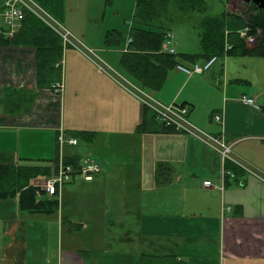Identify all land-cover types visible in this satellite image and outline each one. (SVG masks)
Masks as SVG:
<instances>
[{
	"label": "crops",
	"instance_id": "crops-1",
	"mask_svg": "<svg viewBox=\"0 0 264 264\" xmlns=\"http://www.w3.org/2000/svg\"><path fill=\"white\" fill-rule=\"evenodd\" d=\"M34 1L81 47L94 52L116 47L122 51L121 57L128 51L131 24L125 47L120 48L121 33L107 30L105 9L94 19L105 27L97 35V44L92 42L90 46V34L85 29L76 33L71 19L74 10L84 5V17H89L98 0ZM62 48L58 82L62 88L56 91V83L51 88H36L33 49L0 47V97L3 88L25 87L29 71H33L32 90L37 94L27 113L25 106L16 113L0 106V129L9 135L19 134L16 142L2 144L0 162L38 165L35 162H44L42 159L48 157L52 148L56 157L59 131L76 138L78 144L83 143L88 153L90 146H94L106 152L107 157L111 151L114 156L103 164L97 161L101 172L91 182H77L73 187L76 190L81 184L102 185L101 198L93 204L79 203L90 192L78 195L66 190L55 214L25 216L18 212L17 197L0 200V264H51V258L54 264H89L72 248H64L63 241L70 243L74 231L84 225L89 232L86 240L100 245L105 236L88 228L87 223H76L71 217H75L76 208L80 215L85 212L82 210L89 209L90 224H99V212L113 215L114 224L126 232L117 242L128 247L165 249V264H264V181L229 160L222 163L217 151L191 135L138 132L142 119L140 101L111 77L99 74L80 51L63 44ZM27 51L33 55L28 68L22 61ZM101 53L109 59L108 54ZM10 55H14L12 63ZM185 55L187 65L204 61L200 47L199 52ZM222 55L225 56L221 64L204 75L187 76L175 68L169 69L156 91L146 90L136 81L132 84L160 105L187 107L192 125L209 136L233 143V156L264 179V56L235 52ZM121 57L117 62L120 69ZM241 95L251 98L254 104L242 103ZM214 115H221V121L216 122ZM42 136L48 146L38 152ZM70 147L73 146L62 147L63 158L78 155ZM159 164L172 169L170 175L162 176V184L156 182ZM223 170L233 176H224ZM41 178L30 183L34 185ZM204 181H210L211 187H204ZM42 227H52L55 234L43 235ZM35 229L41 234L34 233ZM67 230L70 238H65ZM153 237H165V245ZM52 238L55 240L51 241ZM143 240L151 242V246ZM124 254L126 258L132 257V252Z\"/></svg>",
	"mask_w": 264,
	"mask_h": 264
},
{
	"label": "trees",
	"instance_id": "trees-1",
	"mask_svg": "<svg viewBox=\"0 0 264 264\" xmlns=\"http://www.w3.org/2000/svg\"><path fill=\"white\" fill-rule=\"evenodd\" d=\"M3 2L4 0H0V13ZM171 3L175 5V10L182 14L206 11L204 0H136L129 31L128 51L121 57V67L133 81L146 90H158L163 84L167 71L175 68V65L179 63L175 60L176 54H169L162 49L165 34L171 31L162 23V18ZM244 19L252 24V28L261 30L260 33H255L256 40L249 47L237 35V32L246 26ZM199 25L201 27L199 47L204 60L213 55L221 56L225 42L232 45L230 52L239 53V55L264 56V12L258 10L254 4H250L238 13L226 10L216 17H204ZM20 27L15 34L7 36L1 26L0 47L33 49L36 56L35 86L37 89L51 88L61 81L59 61L63 48L60 37L31 15L24 18ZM253 31L256 32L254 28ZM181 56L183 59L188 58L185 54ZM36 96V91L26 87L3 88L0 106L10 113H16L17 109L25 106L24 111L27 113ZM137 131L142 133L177 132L161 123L155 113L145 106L142 107V119L137 126ZM57 158L58 155L54 158V162ZM79 160L76 154L64 158L66 164L73 165ZM171 171L170 166L159 164L156 182L158 184L165 182L162 176L170 175ZM50 173L49 167L0 162V200H14L17 197L18 212L25 216L55 214L58 208L57 199H47L38 186L30 183L31 180L47 177ZM170 180L169 177L168 181Z\"/></svg>",
	"mask_w": 264,
	"mask_h": 264
},
{
	"label": "rangeland",
	"instance_id": "rangeland-1",
	"mask_svg": "<svg viewBox=\"0 0 264 264\" xmlns=\"http://www.w3.org/2000/svg\"><path fill=\"white\" fill-rule=\"evenodd\" d=\"M111 1H113L112 4H110ZM204 1L206 3V11L204 13L190 12L187 14H182L176 11L175 5L171 3L167 13L163 15V18H162V21H163L162 23L171 29L172 42H173L172 47L174 48L175 54H176L175 60L183 65H187V62L182 58L181 55L186 54L188 52L190 53L199 52V42L201 39V27L199 24L204 17H207V16L216 17L226 10L229 12L232 11L234 13H238L246 9L244 5H241L239 2H236V0H204ZM135 3H136V0H98V3L96 4V6L92 5L90 12H89V17H84V14L87 12V9L85 8L84 5L80 8L75 9L74 10L75 15L71 17V19L73 20L72 23L77 28L76 33L81 31V29H85L90 34V46H92V42H95V44H97L98 43L97 35H99L105 27L102 26L100 22L97 23L96 21H94V19L98 18L99 14L101 16L102 13H104L103 11L105 9L106 13H105L104 22H105L106 28L107 30L116 29L121 33V43H120L121 47L120 48L124 49L125 47L124 42L126 44V40L128 37V31H129V25L131 24V20H132L134 10H135ZM82 19L85 20V23L82 22ZM244 22L246 23L245 25H250V26L252 25L246 19H244ZM253 28L256 30L257 33L261 32L259 28H256V27H253ZM101 46L103 47V42L101 43ZM117 50L118 48L116 47L112 49L104 47L102 50L95 51V54L106 65L110 66L113 71L120 74L122 77H124L129 82L135 83L128 74H126L124 71H122V69H120L117 62L120 61V57H121L120 52L122 51H117ZM101 52H105L106 54H108L109 59L106 56H104L103 53ZM13 57L14 55L9 56L8 59L10 63L14 62ZM102 57L110 65L107 64L102 59ZM32 60H33V55L31 52H28V51L22 57V61L24 62L25 67L27 68L32 63ZM32 78H33V71L27 72L26 77H25V87L26 88H29V89L34 88V83H33ZM18 137H19V134L9 135L7 132H4L0 129V147H2V144L5 142H12V143L16 142ZM40 144L42 145L36 149L38 152L43 151L44 146L46 147V150H47L48 143L46 139L44 138V136H42ZM90 147L92 148V150H90V153L87 152V149H83V143H79L77 146L70 147L69 149L76 150L80 159H83L84 157H90L100 162L101 164L105 163L104 161H106L107 158H111L114 156L113 151H111L107 157L106 152L102 153L101 150L95 149L94 146H90ZM54 153L55 152H53V148H52V151L51 153L48 154V157L43 158V157H40V155H35L36 156L35 158H43L42 160H44V162L36 161L35 164H38V165L48 164L47 167L53 170L54 168L53 158L55 157ZM52 174H49V176ZM43 181H44V178H41L40 180L36 181L34 185H40L43 183ZM74 185L76 184L74 183V184L66 185L63 188V191L69 190L71 191V193H77L78 195H83V194L86 195L88 192H90L88 198L80 199L79 203L85 204L88 201H90V204H93L95 202H98L99 199L101 198L100 196L101 191H99V189L103 187L102 185L98 187H94V186H91V184L90 185L81 184L80 187H78L76 190H73ZM58 200L60 202L59 198ZM60 206H61V203H60ZM75 211L77 212V213H73L75 217L71 214H66V216L71 215L72 219L75 218L77 220L76 223H79L81 225L87 223L86 226H88V228L99 231L98 232L99 234L105 236V238L100 241L101 246L93 242H90L92 241L91 239H89L90 241L86 240V237L88 236L89 232L84 230L85 228V225H84V227L83 226L80 227V230L77 229L74 231V234H73L74 239L70 241V243H67L66 239L63 241L64 248H69V249L72 248L71 249L73 250L72 252L76 253L81 259H84L86 263L95 264L96 261H99L100 264H165V249H155L153 247H148V248H143V247L136 248L133 246L128 247L126 244L121 243L120 241L117 242V240L120 237L124 238L123 235L126 232L120 231L119 226L117 224H114L116 220H114L113 215H109V214L105 215V213L99 212V215H100L99 224L93 223L94 224L93 225V224H90L92 223V220H90V217L87 216L89 213V209L82 210L85 212L81 215H80L78 208H76ZM34 233L41 234V232H38L36 229ZM64 233H66L64 234L65 238L67 236L68 238H70L69 236L70 232L68 230L67 232H64ZM42 234L43 235L51 234L53 236L55 233H53L52 227H48V228L42 227ZM153 238L157 239L158 241L164 242L161 244L165 245V237H153ZM53 240L55 239L52 238L51 241ZM143 242H147V240H143ZM147 243L150 246L152 244L149 241ZM125 251L132 252V257L126 258L124 254ZM155 255L157 256L155 257ZM54 262L55 260L51 258V264H54Z\"/></svg>",
	"mask_w": 264,
	"mask_h": 264
},
{
	"label": "built area",
	"instance_id": "built-area-1",
	"mask_svg": "<svg viewBox=\"0 0 264 264\" xmlns=\"http://www.w3.org/2000/svg\"><path fill=\"white\" fill-rule=\"evenodd\" d=\"M27 15L35 17L41 23L58 34L64 47H72L80 51L94 64L99 74H104L111 77L124 89L133 94L140 101L142 107L145 106L155 113L157 119L161 123L173 128L178 133L191 135L206 146L217 151L220 154L222 163L225 160H229L231 163H234L235 165L244 169L250 175H253L256 178L264 181V179H262L258 173L249 168L247 165L242 164L233 156L231 151L233 143L225 142L221 138L209 136L192 125L188 120L189 111L187 107L178 105L164 106L158 104L147 93L136 87L117 72L113 71L111 67L106 65L93 50L81 47L79 45L80 42L72 37V35L67 30H65L58 22L50 17L34 0H4L2 12L0 13V23L4 27L6 31L5 33L9 36L15 34L19 30L21 23ZM255 33L257 32H254L253 28L247 25L239 30L237 35L245 45L250 46L256 40L257 35ZM172 43V33L167 32L163 42V49L169 54L175 53ZM231 49L232 45L226 43L223 52L228 53ZM224 56L225 55H213L203 62H195L190 65L177 63L175 65V70L187 76L204 75L213 69L214 66L221 64ZM61 88L62 84L56 83L55 90L59 91ZM239 100L246 105L254 104L253 100L246 95H241ZM214 120L216 122H220L221 115H214ZM57 145L59 149L58 158L57 161L54 162V168L50 173L53 174L45 177L43 183L36 186L39 187V190L45 195L47 199L58 200L59 198L61 200V194L63 192V188L66 185L77 182H91L101 172V166L96 160L90 157H84L83 159H80L75 165L66 164L62 154L60 153L61 149L64 145L76 146L77 140L65 135L63 131L58 132ZM223 175H231V173L227 170H223ZM203 186L211 187V182L204 181Z\"/></svg>",
	"mask_w": 264,
	"mask_h": 264
},
{
	"label": "water",
	"instance_id": "water-1",
	"mask_svg": "<svg viewBox=\"0 0 264 264\" xmlns=\"http://www.w3.org/2000/svg\"><path fill=\"white\" fill-rule=\"evenodd\" d=\"M243 3H251L254 4L259 10L264 11V0H240Z\"/></svg>",
	"mask_w": 264,
	"mask_h": 264
},
{
	"label": "flooded vegetation",
	"instance_id": "flooded-vegetation-1",
	"mask_svg": "<svg viewBox=\"0 0 264 264\" xmlns=\"http://www.w3.org/2000/svg\"><path fill=\"white\" fill-rule=\"evenodd\" d=\"M236 2H239L241 5H244L245 7H248L251 3H243L242 1L240 0H236ZM256 7V6H255ZM257 8V7H256Z\"/></svg>",
	"mask_w": 264,
	"mask_h": 264
}]
</instances>
